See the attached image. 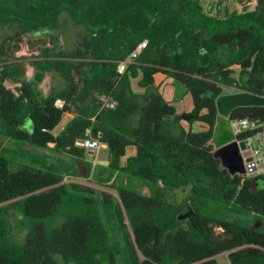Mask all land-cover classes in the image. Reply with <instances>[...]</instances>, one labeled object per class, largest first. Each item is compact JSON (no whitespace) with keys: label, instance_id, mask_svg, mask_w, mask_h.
Here are the masks:
<instances>
[{"label":"trees","instance_id":"trees-1","mask_svg":"<svg viewBox=\"0 0 264 264\" xmlns=\"http://www.w3.org/2000/svg\"><path fill=\"white\" fill-rule=\"evenodd\" d=\"M68 26L73 48L43 51L33 81L17 64L0 71V264H219L226 252L230 264H264V172L231 175L211 144L224 87L264 96V0L224 19L201 0H0V28L29 36ZM158 74L186 88L190 111L164 98ZM47 75L60 85L44 96ZM6 81L21 84L17 94ZM228 120L261 125L240 141L264 134V107ZM87 130L107 146V165L76 147ZM78 160L116 196L65 184L80 177Z\"/></svg>","mask_w":264,"mask_h":264},{"label":"rangeland","instance_id":"rangeland-1","mask_svg":"<svg viewBox=\"0 0 264 264\" xmlns=\"http://www.w3.org/2000/svg\"><path fill=\"white\" fill-rule=\"evenodd\" d=\"M76 41L75 31L71 26L62 29L58 33L54 34H38V35H23L17 28H0V71L4 65L17 64L21 66L25 72L24 80L33 81L35 75V69L33 62L39 58L43 51L56 52L59 49L70 51ZM234 77H238L236 73ZM137 81L133 84V89L136 94H142L143 90L137 86ZM156 85L164 95V98L173 103L178 113L188 112L192 108V100L185 87L174 82L171 78L158 74L155 79ZM60 80L54 75H47L44 81L40 84V90L44 96H47L52 89L58 88ZM5 86L14 92L18 93L20 83H13L12 81H6ZM238 91L231 87H224V94H233ZM70 119V116H65L63 125ZM62 125V126H63ZM194 131H198V127L194 126ZM201 130V129H200ZM61 127L55 130V134H59ZM7 143L6 141L4 142ZM102 144L100 150L96 153L86 151V159L91 162L93 166L106 165L107 164V151ZM125 161L123 162V164ZM77 165L80 171V177L73 178L68 177L65 179V184H79L92 188L96 191H104L116 196L114 190L111 188H105L98 185L91 176L87 175V168L85 162L82 160L77 161ZM144 194L150 195L148 188L143 189ZM229 220H233L234 217L227 215ZM259 227H264V221H259ZM128 231L131 233L130 228ZM16 233V239L23 243L25 240L24 233ZM219 264H230L229 253H223L216 257Z\"/></svg>","mask_w":264,"mask_h":264},{"label":"built area","instance_id":"built-area-1","mask_svg":"<svg viewBox=\"0 0 264 264\" xmlns=\"http://www.w3.org/2000/svg\"><path fill=\"white\" fill-rule=\"evenodd\" d=\"M146 47V42H143L126 60L121 62L118 67L117 71L118 73L122 74L124 73L127 68L133 64H135L136 59L141 54L142 50ZM104 106L110 109H113L115 107V103L112 101H108L105 98L101 99ZM58 107L63 106V102L58 101L57 102ZM261 127L256 122H252L249 120H236L231 122V128L234 132V135L237 137L241 134L253 132L258 130ZM87 137L81 140H78L75 145L78 148L85 149L88 152L96 153L100 150L102 144L100 142L99 138H93L90 135V130H87ZM248 150V162H246L247 168L250 165H254L256 168V173L262 174L264 172V134L258 133L255 136L248 137L246 140H244Z\"/></svg>","mask_w":264,"mask_h":264},{"label":"crops","instance_id":"crops-1","mask_svg":"<svg viewBox=\"0 0 264 264\" xmlns=\"http://www.w3.org/2000/svg\"><path fill=\"white\" fill-rule=\"evenodd\" d=\"M201 4L205 12L210 16L224 19L232 14H239L245 10H253L258 5V0H201ZM65 116H70V119L64 125L62 121L61 125L59 126L61 127V130L64 129L66 124L71 119H73V115L67 114ZM195 126L198 127V131L201 129L199 125H195ZM236 139L237 137L234 135V132L231 128V123L229 122L228 118L220 116V118L215 124L213 131V139L211 141V144L214 146L213 153L231 144ZM104 148H105L104 150L107 151V146ZM135 153H136L135 148L131 147L127 150V157L134 156ZM241 155L244 161L248 159L247 151L241 152ZM263 156H264V151H263ZM106 157L108 161V153ZM245 168L247 170L246 172L247 177H254L256 175H259V173H256L255 171L249 172L246 162H245Z\"/></svg>","mask_w":264,"mask_h":264},{"label":"water","instance_id":"water-1","mask_svg":"<svg viewBox=\"0 0 264 264\" xmlns=\"http://www.w3.org/2000/svg\"><path fill=\"white\" fill-rule=\"evenodd\" d=\"M217 111L220 116L228 118L233 110L240 107H264V96H256L247 92L224 94L216 100ZM248 150L245 141L236 139L231 144L213 153L214 158L220 160V165L231 175L246 176L245 162L241 152ZM249 172L256 171L254 165L248 167ZM258 226V225H257Z\"/></svg>","mask_w":264,"mask_h":264}]
</instances>
